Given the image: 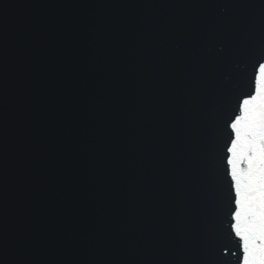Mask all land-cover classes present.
Listing matches in <instances>:
<instances>
[{
  "label": "snow or ice",
  "instance_id": "obj_1",
  "mask_svg": "<svg viewBox=\"0 0 264 264\" xmlns=\"http://www.w3.org/2000/svg\"><path fill=\"white\" fill-rule=\"evenodd\" d=\"M218 51H224L223 45ZM261 69L264 52L252 62L249 93L236 94L232 114L222 117L227 134L222 159L229 192L228 211L220 221L226 227L218 236V264H264V84L258 86L257 82ZM253 141L254 155L250 158Z\"/></svg>",
  "mask_w": 264,
  "mask_h": 264
}]
</instances>
